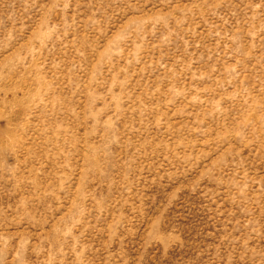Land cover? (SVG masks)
<instances>
[{
	"label": "rangeland",
	"instance_id": "obj_1",
	"mask_svg": "<svg viewBox=\"0 0 264 264\" xmlns=\"http://www.w3.org/2000/svg\"><path fill=\"white\" fill-rule=\"evenodd\" d=\"M0 264H264V0H0Z\"/></svg>",
	"mask_w": 264,
	"mask_h": 264
}]
</instances>
